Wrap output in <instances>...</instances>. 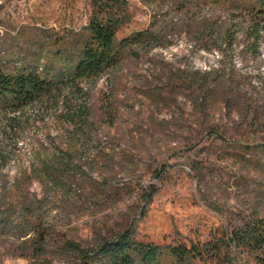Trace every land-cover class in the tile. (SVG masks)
Returning <instances> with one entry per match:
<instances>
[{
    "label": "rangeland",
    "instance_id": "374dc122",
    "mask_svg": "<svg viewBox=\"0 0 264 264\" xmlns=\"http://www.w3.org/2000/svg\"><path fill=\"white\" fill-rule=\"evenodd\" d=\"M126 1L130 21L117 40L153 27L152 47L131 46L117 66L82 82V94L66 99V88L44 114L24 110L18 132L6 129L13 115L0 113V264H95L84 254L131 226L145 244L202 248L223 229L264 218V124L251 123L252 111H264V40L254 51L237 35L230 50L208 52L187 29L216 12L193 16L178 9L182 0ZM92 11L91 0H0V69L65 79L62 52L75 48ZM209 71L212 103L196 110L204 83L191 93L185 79ZM219 77L242 97L240 113L222 109ZM82 103L91 126L77 135L63 116ZM58 151H72L79 166L64 176L65 193L31 174ZM36 228L45 242L33 255V243L19 244ZM229 259L257 264L246 254ZM222 262L203 253L186 264ZM157 264L177 263L163 255Z\"/></svg>",
    "mask_w": 264,
    "mask_h": 264
},
{
    "label": "trees",
    "instance_id": "16d2710c",
    "mask_svg": "<svg viewBox=\"0 0 264 264\" xmlns=\"http://www.w3.org/2000/svg\"><path fill=\"white\" fill-rule=\"evenodd\" d=\"M91 5L92 16L84 29L85 34L77 39L71 52L67 49L62 52L64 56L67 55L63 69L65 79H59L58 75H54V78L43 76L35 69H15L11 72L0 69V113L13 115L7 117L6 129L14 132L21 129L28 120L23 114L24 110L40 108L44 114L48 109L57 107L62 91L66 88L69 90L66 99L82 94V82L95 81L107 70L117 66L131 46L140 42H146L149 47L153 46L156 32L153 27L117 40L119 31L130 21L126 0H91ZM178 7L179 10L188 7L193 16H196L195 12L200 13L207 8L208 11L217 13V17L200 16L196 22L195 17L190 19L191 25L188 26L187 32L189 36L198 38L205 51L209 52L211 48L219 51L230 50L237 35L249 39V46L254 51L264 40V0H182ZM210 72L200 76L198 72H194L185 79L191 93H194L196 86L204 83L200 86L201 89L204 88L201 91L203 98L195 97V100L191 101L196 110L207 111L211 106L213 91L206 85ZM219 78L217 80L221 82L215 91L221 94L222 109L228 115L233 112L240 113L242 97L226 77ZM108 108L107 106L106 113L109 114ZM36 114L38 115L39 111H36ZM89 116L87 105L82 103L67 109L63 118L75 134L83 135L91 126ZM108 120L113 122L109 115ZM257 121L264 124V111L261 116L259 111H252L251 123ZM75 157L72 151H58L39 158L37 167L31 171L33 179L65 193L68 182L64 176L79 167ZM6 162L5 156L0 154V164ZM38 230L39 228L34 229V238L19 244L29 250L33 243V255L40 251L45 242V230L42 233H38ZM222 250L234 255L246 254L257 264H264V218L251 219L239 227L223 229L221 238L202 248L190 245V249L184 246H158L139 242L131 226L111 239H100L91 252L84 254L83 259L93 260L95 264H157L163 255H167L177 264H186L196 256L202 258V254L206 253L209 258L221 260L223 264H231L230 254L224 255ZM27 254L23 253L21 257L24 258Z\"/></svg>",
    "mask_w": 264,
    "mask_h": 264
}]
</instances>
